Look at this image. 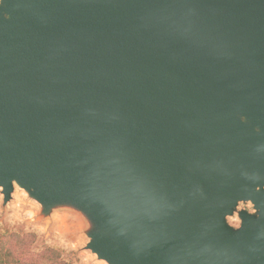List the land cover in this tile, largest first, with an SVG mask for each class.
Segmentation results:
<instances>
[{"label":"water","instance_id":"95a60500","mask_svg":"<svg viewBox=\"0 0 264 264\" xmlns=\"http://www.w3.org/2000/svg\"><path fill=\"white\" fill-rule=\"evenodd\" d=\"M14 184L106 264H264V0H0Z\"/></svg>","mask_w":264,"mask_h":264},{"label":"rangeland","instance_id":"374dc122","mask_svg":"<svg viewBox=\"0 0 264 264\" xmlns=\"http://www.w3.org/2000/svg\"><path fill=\"white\" fill-rule=\"evenodd\" d=\"M242 210L254 213L249 202H240L236 212L226 219L230 226H239L237 212ZM89 229L87 219L72 207H57L49 215L42 216L40 204L25 190L14 184L11 198L4 204L0 188V237L33 233L36 235L32 247L35 252L44 245L64 250V258L72 264H106L86 249Z\"/></svg>","mask_w":264,"mask_h":264},{"label":"trees","instance_id":"16d2710c","mask_svg":"<svg viewBox=\"0 0 264 264\" xmlns=\"http://www.w3.org/2000/svg\"><path fill=\"white\" fill-rule=\"evenodd\" d=\"M36 235L11 234L0 237V264H72L64 258V250L42 246L38 251L32 247Z\"/></svg>","mask_w":264,"mask_h":264}]
</instances>
